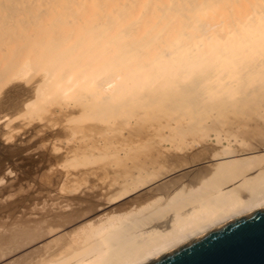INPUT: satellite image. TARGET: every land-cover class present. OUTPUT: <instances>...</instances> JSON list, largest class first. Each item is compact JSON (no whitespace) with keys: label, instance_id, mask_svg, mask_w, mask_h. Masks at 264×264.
<instances>
[{"label":"bare ground","instance_id":"obj_1","mask_svg":"<svg viewBox=\"0 0 264 264\" xmlns=\"http://www.w3.org/2000/svg\"><path fill=\"white\" fill-rule=\"evenodd\" d=\"M18 93V109L32 117L26 128L72 110L70 122L92 119L67 133L86 146L66 153L102 155L98 174L111 179L86 213L55 200L53 223L2 225L0 264H147L264 207V0H0V124ZM199 129L244 151L214 153L196 176L186 165L166 168L170 189L106 211L152 178L140 177L139 162L159 163L151 157L167 151L157 145L163 131ZM126 132L136 151L114 146Z\"/></svg>","mask_w":264,"mask_h":264},{"label":"rangeland","instance_id":"obj_2","mask_svg":"<svg viewBox=\"0 0 264 264\" xmlns=\"http://www.w3.org/2000/svg\"><path fill=\"white\" fill-rule=\"evenodd\" d=\"M9 89L10 88H5L2 90L1 94L4 93L2 94L4 95L2 97L3 99L5 94L8 96ZM21 99L22 96H20L19 93L13 95V103L11 102V105H7L8 107L5 106L3 108L5 112L1 117V120L4 122L0 124V229L2 225H10L12 222L17 221H30V219L32 222L42 221L43 223L45 220V224L49 223V221L53 223V221L55 222L57 217L61 215L59 211H56V209L54 211L56 206L52 204H56L57 202L60 204L61 201H63V203L65 202L64 205H68V212L70 210L72 211L73 208H76L73 209L75 212L70 211V213L80 212L78 213L79 215L94 209V206L101 205V203H99L101 201L96 199L97 197L95 194L103 191L101 190L100 182L109 181V179H111V177L109 178L111 174H109V176H107L108 174L99 176L97 169L100 168L99 166H101L102 163L104 165L106 164V159L100 154H95L91 157H79L76 154L74 158H70L72 160H69L67 156L68 153H66L70 150L72 152L73 150H79L76 148H79L80 145H83L77 140L74 141L75 139H71L69 136L67 137V133L79 126L90 124L93 122L92 119L81 120V118H77V120L70 122L71 119L78 116V111L72 110V114L68 118L55 116L51 118L54 120H51L48 117H45L42 121L35 119L32 121V124L26 128L25 124L32 120V117L26 113V109H18ZM263 110L261 115H264ZM58 113L59 112L57 111V114ZM134 123L136 122L133 121L132 125H134ZM189 124L192 125L193 122ZM186 126H188V124L183 127ZM198 131L199 132H195L193 134H188L186 132V136L183 134H175L171 130L163 131V139L158 140L157 145L160 149L167 151L163 154V156L161 155L160 158V155L158 156V154L155 153L153 154V157H151V160L158 158L156 161L158 160L159 163L157 162V165H155L156 162L155 164H151L149 162L150 160H141L142 162H139V164L145 167V172L142 174V176L140 175V177H144L145 180H148L149 176H152V178L147 181L143 187H139L137 190H135L136 192L133 193L132 191V194L127 193L128 195H124V198L121 197L122 199H119V201L117 200L116 203L114 202L115 204L110 206L111 209L106 211L111 212L114 209L115 211H113L118 213V205L123 207L134 204V206H137V204L139 205L142 203V201L145 200L148 195H151L154 191H158L164 186V184L167 183L163 182V179L161 178L163 173L162 170H166V168H178L180 165H186V167L189 168L187 169V175L196 176V174H200L203 171L204 166H206V161L208 158H211L214 153L218 151L223 152L226 147L234 149L237 151V153H242L244 151V148L239 146V143H237L235 139L229 141L226 139L225 135H223L221 137L222 142L219 145L216 140V134L214 135V133H210L209 138H206L203 131L200 132V129ZM127 133L128 132L124 133V138L127 137V139H125L127 142L124 141L120 144H115L114 146L117 147L121 145V147L124 146L123 148L126 150H129L132 147V150H135L138 143H136L134 146L132 137L129 139V133L128 135ZM166 138L173 140V143L167 142L165 140ZM129 140L130 142L132 141L133 144L132 142H129L131 144L129 145ZM103 143V141L99 143L100 149H104L106 147L104 145L105 143ZM92 144L93 142L87 143L88 149L92 148ZM127 144L129 147H125ZM85 146L83 145V147ZM175 148H178L179 150H175ZM110 150H112V148H110ZM260 150L261 149L258 148L257 151L260 152ZM248 151L253 153L251 156L257 153V151L253 150ZM125 155L126 153L122 151L119 153L118 159H125ZM241 157L242 155L240 157L235 156L224 159V161L234 160ZM126 162L124 161L125 164ZM71 164H76L77 166L75 165V167L72 165L74 168H71V166H69ZM128 165L131 164L127 163V167ZM95 169L96 172L94 171ZM93 173L95 174L93 175ZM135 175L139 177V173L136 172ZM101 176L104 179H102ZM107 177L109 179H107ZM80 185L82 189H84L85 186V188L89 187L88 190L90 191L87 190V192L86 189H81L75 191V193L72 194H64L63 192L64 190L66 192L68 187L72 188L73 186ZM168 187L170 189L169 185L164 186L163 188L166 189ZM61 189H63V191ZM67 191H70V189ZM60 193L62 195H60ZM92 193H95L94 195L96 198L93 197L94 195ZM91 194L92 198L94 199L91 198ZM91 199L92 204L90 206L89 203L91 202ZM95 199L97 200L96 202ZM55 200L56 202H54ZM139 201L140 203H138ZM94 202L95 204L97 203V205H95ZM125 202L127 203L125 204ZM93 204L94 206H92ZM85 205L86 207L89 205L88 208L90 209H87ZM51 207L53 208L50 209ZM48 209L50 210L48 211ZM77 209H79V211ZM50 211L51 213H49ZM53 212H55L58 216H56V214ZM38 213L40 215H38Z\"/></svg>","mask_w":264,"mask_h":264},{"label":"water","instance_id":"obj_3","mask_svg":"<svg viewBox=\"0 0 264 264\" xmlns=\"http://www.w3.org/2000/svg\"><path fill=\"white\" fill-rule=\"evenodd\" d=\"M147 264H264V207L223 224Z\"/></svg>","mask_w":264,"mask_h":264}]
</instances>
